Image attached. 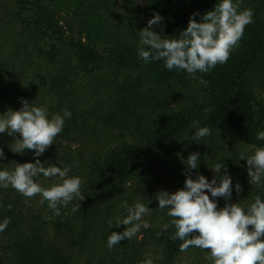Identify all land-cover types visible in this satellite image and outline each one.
<instances>
[{"label": "trees", "instance_id": "1", "mask_svg": "<svg viewBox=\"0 0 264 264\" xmlns=\"http://www.w3.org/2000/svg\"><path fill=\"white\" fill-rule=\"evenodd\" d=\"M139 1L0 0V114L18 110L21 98L46 107L49 117L68 109L71 117L39 159L79 176L84 197L58 205L57 215L38 194L0 188V222L8 220L0 264H211L207 249L180 250L173 218L155 194L183 188L185 174L210 181L212 166L224 163L233 186L241 185L227 203L264 200V186L248 182L240 160L250 146L264 147L256 139L264 131V0H233L238 11L252 10L251 23L225 63L194 74L138 57L137 31L147 26L140 19L158 13L152 30L174 39L193 12L203 15L217 0ZM193 121L210 129L198 143L189 139ZM10 143L0 134V169L34 162L31 150L15 154ZM193 152L200 161L189 170L183 162ZM35 179L45 188L55 182ZM124 201L147 204L148 227L108 248L107 236L125 228L115 227ZM225 203L217 198L218 208Z\"/></svg>", "mask_w": 264, "mask_h": 264}, {"label": "clouds", "instance_id": "2", "mask_svg": "<svg viewBox=\"0 0 264 264\" xmlns=\"http://www.w3.org/2000/svg\"><path fill=\"white\" fill-rule=\"evenodd\" d=\"M237 9L238 5L233 0H217L213 9L203 15L193 12L186 28L179 31L178 38L174 39H166L152 30L162 21V17L154 13L147 20V26L137 31V55L146 64L162 60L167 70L175 68L187 74L206 73L228 60L245 26L251 23L252 10ZM198 16L200 22L196 20ZM200 82L205 83L203 80ZM20 103L18 110L8 109L0 114V134L12 138V143L8 145L12 153L24 154L25 150H31L34 162H15L11 170L0 169V188L11 186L26 198L38 194L40 203L47 201L48 208L58 215V205L65 206L74 198L84 199L80 191L81 179L69 176V168H60L48 161L42 163L39 157L53 144L54 138L62 131L65 119L71 117V112L64 109L63 115L49 117L46 107L32 106V102L22 98ZM192 124L195 130L189 136L191 141L198 143L210 134V129L199 127L198 121ZM256 139L264 140V131H258ZM250 147L252 154L247 157L241 154L240 160L246 162L248 182L264 186V147ZM199 157L198 152L190 153L183 163L187 169L196 170ZM4 158V151L0 148V160ZM221 169H224L223 174ZM211 171L214 176L210 181L200 174L195 179L185 174L183 188L174 193L159 191L155 194L157 207L167 209V215L173 218L170 221L175 228L173 239L182 242L181 251L189 247L209 250L206 252L211 264H264V239H261L264 236V200L256 196L254 202L245 207L227 203L233 187L239 193L241 185L236 183L233 186L224 163H215ZM38 176L55 178V182L48 188L42 187L35 179ZM217 198L226 201L224 207L218 208ZM122 207L126 215L117 220L115 227L124 225L125 228L120 233L112 232L107 236L108 248L125 238L131 239L141 227H148L147 222L142 220L150 211L147 204L136 202L129 205L124 201ZM7 224V218L0 222V231ZM110 228H113L111 224ZM142 264L153 262L148 258Z\"/></svg>", "mask_w": 264, "mask_h": 264}, {"label": "rangeland", "instance_id": "3", "mask_svg": "<svg viewBox=\"0 0 264 264\" xmlns=\"http://www.w3.org/2000/svg\"><path fill=\"white\" fill-rule=\"evenodd\" d=\"M138 3H139L140 5H142V1H139V0H138ZM140 20H141V22L146 23L147 20H149V15H148V13H147V12H144Z\"/></svg>", "mask_w": 264, "mask_h": 264}]
</instances>
